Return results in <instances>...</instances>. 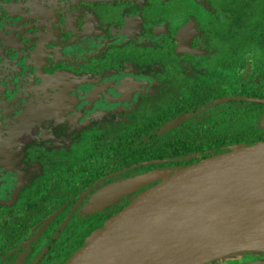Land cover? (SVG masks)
<instances>
[{"label":"flooded vegetation","instance_id":"flooded-vegetation-1","mask_svg":"<svg viewBox=\"0 0 264 264\" xmlns=\"http://www.w3.org/2000/svg\"><path fill=\"white\" fill-rule=\"evenodd\" d=\"M67 69L77 95L66 114H78L75 137L50 150L46 169L33 180H18L11 169L16 150L0 153V264H43L45 256L56 261V252L87 232L82 227L94 226L90 235L109 212L145 189L69 230L86 188L183 162L166 157L140 163L138 148L129 143L121 156L109 158L116 138L147 139L169 123L164 140L194 131L235 139L237 107L245 97L264 98V0H0V140L36 98L27 93L29 78ZM53 93L62 94L50 90L45 98ZM258 113L254 124L262 127L264 110ZM105 115L112 118H98ZM227 145L202 143L197 152ZM72 185L80 189L56 219L42 204L43 187ZM204 264H264V252Z\"/></svg>","mask_w":264,"mask_h":264},{"label":"water","instance_id":"water-1","mask_svg":"<svg viewBox=\"0 0 264 264\" xmlns=\"http://www.w3.org/2000/svg\"><path fill=\"white\" fill-rule=\"evenodd\" d=\"M263 228L264 139L171 171L93 230L64 264H204Z\"/></svg>","mask_w":264,"mask_h":264},{"label":"rangeland","instance_id":"rangeland-1","mask_svg":"<svg viewBox=\"0 0 264 264\" xmlns=\"http://www.w3.org/2000/svg\"><path fill=\"white\" fill-rule=\"evenodd\" d=\"M132 62L135 63V60ZM73 77L72 71L67 69L65 72L56 70L47 74L46 72L35 74L34 78H29L27 93L29 96H36V98L28 102L21 117H17V121L10 124L6 131V139L0 140V153H6L9 150L13 155L11 150L13 152L16 150L11 169L17 172L18 180L30 177L32 180L36 179L46 169L47 161L45 162V160L51 156L50 150L55 152L58 148H64V144L69 138L75 137L71 132H75L79 128L78 114L66 115L68 109L75 102L74 96H77L71 93L73 86L70 85V82ZM38 80L42 83L36 84ZM50 90H58L62 94L53 93L50 97L45 98L44 93ZM246 103H243L240 108H245ZM258 108L264 110L263 105ZM98 118L110 119L112 116L105 115ZM255 121V118H247L236 127L238 130H252ZM18 163H22V165ZM35 165L39 170L32 169ZM158 168L152 166L128 174H119L86 188L78 197L77 217L71 221L69 230L82 227L81 224L86 223L90 215L109 207L115 208L123 197L128 199L135 194L136 189L142 190L144 187L145 189L151 187L172 171L170 166ZM91 227L87 225L82 228L90 229Z\"/></svg>","mask_w":264,"mask_h":264},{"label":"trees","instance_id":"trees-1","mask_svg":"<svg viewBox=\"0 0 264 264\" xmlns=\"http://www.w3.org/2000/svg\"><path fill=\"white\" fill-rule=\"evenodd\" d=\"M248 94H253V93L247 92V95ZM245 102H247L246 103L247 106L245 108L237 107V111L235 115L236 126L247 118H255L256 120L259 115L258 113L259 110H262L261 108L258 107L262 105L264 106V104L256 103L255 101L249 102V100H246ZM254 123L252 130H238L236 127V133H237L236 138L230 140L227 139L225 140L224 138H220L218 140L212 138H202L198 136L199 133L196 131H194L192 135L188 137H183L181 140L174 138L171 140L169 138L164 140L162 135L163 132L169 130L170 124L168 123L166 125L164 124L163 126H161V128L157 129L156 132L154 131L152 133V137H148L147 139L146 138L128 139V137L126 136H124L122 140H118V138H116L112 144L109 143L108 157L110 158L112 156L113 157L121 156L123 154V152L121 151L122 148L129 143L131 147L134 146L138 148V152H137L138 157H136L135 160L140 161V163L144 159L149 160V159H159L166 157L175 158V160L177 161H183L180 162L181 164H177L176 166H174L172 168L173 171L179 167H183L195 163L201 159L229 151L231 147L235 144L247 145L259 141L260 139L264 138V126L260 127L257 126L259 125L258 122H256V124ZM212 142H214V144H212ZM216 142H218L219 145L226 143H228V145L225 148L216 147L215 151L211 154L210 153L199 154V152H197L198 150L200 151L203 150V147H201L202 143L209 146V145H215ZM108 162L110 163V159H108ZM67 189H68V194L64 195V192ZM78 189L80 188L73 185L47 186V187L44 186L41 196V201L45 210H47V213L53 210V213L56 215V219L58 218L61 219L63 216V212H61V210H64L68 206V203H66L65 200L68 198H70V200H73ZM55 193H57L58 196H55L54 195ZM120 210L114 213L109 212L108 215L102 220L103 222L101 226H103L111 217L116 215ZM94 228L95 227L93 226L90 229H86L87 232L77 233L74 237V240L69 245H66L67 246L66 250H62V252H60L61 250L59 252H56V261L54 259L53 260L49 259L48 257L45 256L43 260V264H64L66 262L65 260L69 259L74 254V252H76L83 245L84 238L87 237L89 235V232ZM56 237H58V235L55 236L54 239ZM50 250H48L47 253H49Z\"/></svg>","mask_w":264,"mask_h":264},{"label":"bare ground","instance_id":"bare-ground-1","mask_svg":"<svg viewBox=\"0 0 264 264\" xmlns=\"http://www.w3.org/2000/svg\"><path fill=\"white\" fill-rule=\"evenodd\" d=\"M258 249L264 250V228L245 236L242 240L225 250L223 254H231V256L238 257L241 254Z\"/></svg>","mask_w":264,"mask_h":264}]
</instances>
